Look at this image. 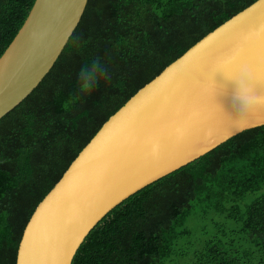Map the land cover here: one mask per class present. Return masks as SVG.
I'll return each instance as SVG.
<instances>
[{
    "label": "trees",
    "instance_id": "trees-1",
    "mask_svg": "<svg viewBox=\"0 0 264 264\" xmlns=\"http://www.w3.org/2000/svg\"><path fill=\"white\" fill-rule=\"evenodd\" d=\"M255 0H88L39 84L0 118V264L70 162L141 86ZM34 0H0V55ZM99 57L111 79L77 73ZM221 217V220L216 218ZM71 264H264V125L138 190L86 235Z\"/></svg>",
    "mask_w": 264,
    "mask_h": 264
},
{
    "label": "water",
    "instance_id": "water-1",
    "mask_svg": "<svg viewBox=\"0 0 264 264\" xmlns=\"http://www.w3.org/2000/svg\"><path fill=\"white\" fill-rule=\"evenodd\" d=\"M87 1L34 0L0 55V118L51 69ZM242 67L254 91L264 94V0L206 33L102 123L36 205L15 264H71L117 204L234 136L223 113L231 109L234 87L227 75ZM261 125L264 106L251 113L247 129Z\"/></svg>",
    "mask_w": 264,
    "mask_h": 264
},
{
    "label": "clouds",
    "instance_id": "clouds-1",
    "mask_svg": "<svg viewBox=\"0 0 264 264\" xmlns=\"http://www.w3.org/2000/svg\"><path fill=\"white\" fill-rule=\"evenodd\" d=\"M234 80L231 91V109L223 112L230 124L232 134L242 133L248 128L249 116L258 106H264V94L256 93L253 89L249 71L242 67L238 74L227 75ZM101 78L111 79L107 67L96 57L90 64L83 65L77 73L78 88L85 94H90L99 84ZM222 110V109H221ZM158 150V145L153 144V154Z\"/></svg>",
    "mask_w": 264,
    "mask_h": 264
},
{
    "label": "rangeland",
    "instance_id": "rangeland-1",
    "mask_svg": "<svg viewBox=\"0 0 264 264\" xmlns=\"http://www.w3.org/2000/svg\"><path fill=\"white\" fill-rule=\"evenodd\" d=\"M222 218L218 216V218H216V220H221Z\"/></svg>",
    "mask_w": 264,
    "mask_h": 264
}]
</instances>
